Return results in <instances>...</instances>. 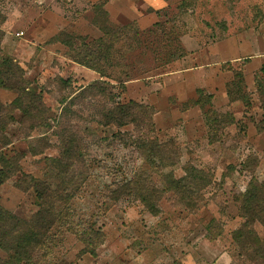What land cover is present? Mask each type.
Listing matches in <instances>:
<instances>
[{
    "label": "rangeland",
    "instance_id": "1",
    "mask_svg": "<svg viewBox=\"0 0 264 264\" xmlns=\"http://www.w3.org/2000/svg\"><path fill=\"white\" fill-rule=\"evenodd\" d=\"M100 40L112 46L110 64L98 60L104 76L75 61L81 42L101 52ZM0 49L41 98L37 123L16 111L11 143L0 145L20 156L43 198L18 173L0 185V208L26 221L42 209L54 221L37 264H255L234 238L245 223L238 200L253 180L264 190V0H0ZM95 81L113 85V104L150 106L149 118L101 126L112 102L77 96ZM17 96L0 89L2 104ZM63 127L78 157L63 158ZM141 139L160 151L154 165ZM191 166L212 184L192 196L165 192L162 176L181 179ZM138 189L157 191L158 215ZM253 230L264 239L258 222Z\"/></svg>",
    "mask_w": 264,
    "mask_h": 264
},
{
    "label": "trees",
    "instance_id": "2",
    "mask_svg": "<svg viewBox=\"0 0 264 264\" xmlns=\"http://www.w3.org/2000/svg\"><path fill=\"white\" fill-rule=\"evenodd\" d=\"M102 13L106 15L105 12ZM99 29L105 36L111 33V30L106 27H99ZM59 41L66 45L69 50L75 47L73 41ZM100 41L101 52L81 42L80 48L76 47L79 50L76 52L78 58L75 61L104 76L105 73L98 68V60L105 59L109 65L110 58L108 53L112 50V46H106L103 40ZM100 53L102 56L99 55ZM97 55H99L98 58ZM262 72L264 74V66L262 67ZM234 76L243 88L245 84H242V72L234 71ZM60 82L68 88L71 87V82L68 80H61ZM26 85L27 81L24 78L23 69L12 57L5 55L0 49V89H7L18 94L17 98L10 104H2L0 102V145L2 147H7L11 143L6 135V130L8 126L16 122V111L23 113L25 120L30 119L33 124L37 123V121H33L39 115L36 111H40L38 105L41 104V98L27 91ZM257 87L264 110V80H257ZM112 89L113 85L109 82L95 81L83 87L77 96L81 98H84L86 94L91 96H106L112 102V107L105 109L101 114V118L98 121L101 126L107 127L115 125L121 128L128 124H133L135 128H139L143 123V119L147 118L150 114L152 108L148 105H139L135 102L113 104L115 95ZM68 111L69 107L65 105L58 119L60 125L61 117H64V114ZM234 122L235 120L231 118L230 123ZM38 123L42 126H49V123L44 118H40ZM33 124L30 123L31 127ZM261 124L257 126L259 132L264 131V120ZM150 126L152 127L151 120ZM67 132V128L63 127L56 134H58L60 144L62 145L63 158L66 157L69 159L73 154L77 155V146L75 135ZM138 145L141 149L148 151V153L145 152L147 163L154 165L156 163L155 157L160 151L152 147L149 141L146 140H139ZM49 161L53 162L55 159H49ZM19 162L20 156L18 154L8 157L4 152H0V185L6 183L14 175L21 173L22 180L31 181L33 188L36 190L37 197L42 200V195L38 189L40 181L25 175ZM185 172V177L181 179H176L171 173L164 174L162 176V182L165 187V192L172 191L174 193L192 196L194 193L200 192L212 184L211 176L206 175L203 171H199L193 166L186 168ZM134 195L138 197L152 215L156 216L159 214L160 211L157 207L159 195H157L156 190H152V193H150L148 190L138 189ZM154 197H156V200H153ZM238 201L241 202L240 210L243 213V217H245V223L242 229L236 232L234 239L243 250L246 248L252 249V252L245 250V254L243 255L255 264H264V239H260L253 230L256 222L264 228V190L253 180L246 193ZM53 222L50 218V213L42 209L34 216L33 220L26 221L0 208V252L4 254L3 257L0 256V264H37L34 260V254L44 246L45 239L53 226ZM90 253L95 255L94 250L90 251Z\"/></svg>",
    "mask_w": 264,
    "mask_h": 264
},
{
    "label": "built area",
    "instance_id": "3",
    "mask_svg": "<svg viewBox=\"0 0 264 264\" xmlns=\"http://www.w3.org/2000/svg\"><path fill=\"white\" fill-rule=\"evenodd\" d=\"M18 35H22V33L21 34H18Z\"/></svg>",
    "mask_w": 264,
    "mask_h": 264
}]
</instances>
